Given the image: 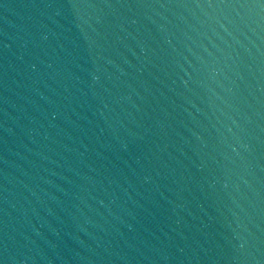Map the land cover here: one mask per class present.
I'll use <instances>...</instances> for the list:
<instances>
[{"label":"water","instance_id":"obj_1","mask_svg":"<svg viewBox=\"0 0 264 264\" xmlns=\"http://www.w3.org/2000/svg\"><path fill=\"white\" fill-rule=\"evenodd\" d=\"M0 264H264V3L0 0Z\"/></svg>","mask_w":264,"mask_h":264},{"label":"snow or ice","instance_id":"obj_2","mask_svg":"<svg viewBox=\"0 0 264 264\" xmlns=\"http://www.w3.org/2000/svg\"><path fill=\"white\" fill-rule=\"evenodd\" d=\"M262 3H264V0H261Z\"/></svg>","mask_w":264,"mask_h":264}]
</instances>
